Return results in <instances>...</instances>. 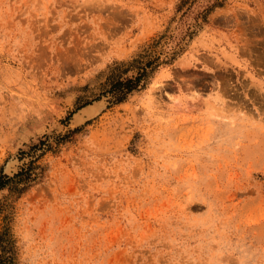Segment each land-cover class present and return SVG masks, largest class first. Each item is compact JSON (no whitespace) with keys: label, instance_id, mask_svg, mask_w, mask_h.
Here are the masks:
<instances>
[{"label":"rangeland","instance_id":"1","mask_svg":"<svg viewBox=\"0 0 264 264\" xmlns=\"http://www.w3.org/2000/svg\"><path fill=\"white\" fill-rule=\"evenodd\" d=\"M180 3L0 0V264H264V0Z\"/></svg>","mask_w":264,"mask_h":264},{"label":"trees","instance_id":"2","mask_svg":"<svg viewBox=\"0 0 264 264\" xmlns=\"http://www.w3.org/2000/svg\"><path fill=\"white\" fill-rule=\"evenodd\" d=\"M184 2L185 0H181L179 6L182 5ZM156 61L150 58V52L146 50L145 53L135 57L128 63L127 67L128 66L134 67L136 73L135 75L126 78H121V75L119 74L121 73V71H124L125 68H122L120 70L119 67H114L107 77L109 90L117 91L118 94L117 100L118 101L123 100L127 93L137 89L139 86H142L145 83L146 81L145 79L147 78V76L156 67V65H158V62L156 63ZM15 177L16 176L6 177L0 172V189L6 186L7 184L12 183ZM20 189H18V191ZM0 248L4 250V247L0 246ZM0 262H2V256H0Z\"/></svg>","mask_w":264,"mask_h":264},{"label":"water","instance_id":"3","mask_svg":"<svg viewBox=\"0 0 264 264\" xmlns=\"http://www.w3.org/2000/svg\"><path fill=\"white\" fill-rule=\"evenodd\" d=\"M102 102H97L93 106H86L82 109V113H89L92 111L98 110V108L101 106Z\"/></svg>","mask_w":264,"mask_h":264}]
</instances>
